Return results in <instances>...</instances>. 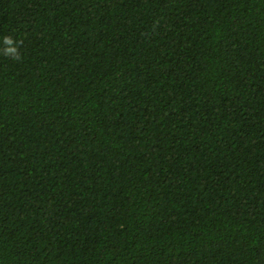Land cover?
<instances>
[{"label":"trees","instance_id":"1","mask_svg":"<svg viewBox=\"0 0 264 264\" xmlns=\"http://www.w3.org/2000/svg\"><path fill=\"white\" fill-rule=\"evenodd\" d=\"M0 264H264V0H0Z\"/></svg>","mask_w":264,"mask_h":264},{"label":"clouds","instance_id":"2","mask_svg":"<svg viewBox=\"0 0 264 264\" xmlns=\"http://www.w3.org/2000/svg\"><path fill=\"white\" fill-rule=\"evenodd\" d=\"M3 44L6 45L2 49L5 56L11 57L13 59L19 60L20 54L17 47V42L11 36H4Z\"/></svg>","mask_w":264,"mask_h":264}]
</instances>
